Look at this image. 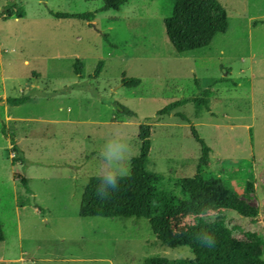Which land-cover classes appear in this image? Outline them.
I'll use <instances>...</instances> for the list:
<instances>
[{
    "label": "rangeland",
    "instance_id": "1",
    "mask_svg": "<svg viewBox=\"0 0 264 264\" xmlns=\"http://www.w3.org/2000/svg\"><path fill=\"white\" fill-rule=\"evenodd\" d=\"M104 1L0 0V98H27L0 103V264L193 258L188 247L163 245L145 219L79 216L89 178L107 169L102 145L110 138L126 145L121 163L128 176L142 124H152L148 169L163 175L165 190L181 197L175 180L196 173L194 126L212 150L204 174L221 178L258 211L245 218L214 209L177 224L213 225L263 248L264 0H218L227 32L183 54L164 26L170 0H129L119 11L103 10ZM50 10L93 13L94 21L57 19ZM76 61L83 65L80 75ZM126 78L139 84L124 86ZM206 89L214 95L199 117L191 103L174 111L187 122L174 113L158 116L168 104Z\"/></svg>",
    "mask_w": 264,
    "mask_h": 264
},
{
    "label": "trees",
    "instance_id": "2",
    "mask_svg": "<svg viewBox=\"0 0 264 264\" xmlns=\"http://www.w3.org/2000/svg\"><path fill=\"white\" fill-rule=\"evenodd\" d=\"M129 0H105L103 10L119 11ZM171 9L164 19V26L169 42L179 54L207 47L217 34L227 32L229 24L225 8L218 0H170ZM57 19H77L94 21L93 13L71 14L49 11ZM11 17L9 11L6 14ZM21 17V16H20ZM82 63L76 61V74L82 72ZM102 63L98 64L96 76ZM225 81L224 79L221 80ZM139 80L124 79V86H137ZM214 95L211 89L201 91L197 96L172 102L158 112V116L170 115L189 121L176 109L191 103L195 115L199 117L208 110L206 100ZM27 98H0V103L19 105ZM124 112L131 114L129 111ZM6 134L5 127L2 129ZM152 124L139 126L140 151L131 161V171L118 181L114 191L107 196H98L97 187L101 176H92L86 184L79 207L81 218H134L148 221L155 237L169 248L188 247L193 258H166L160 256L144 258L142 264H264V247L259 242L244 241L231 237L227 232L213 225L177 224V220L190 216H199L214 209H231L245 218H254L258 211L246 201L236 197L233 190L221 178L207 176L204 171L210 164L211 148L200 138L194 126L191 134L200 146V155L196 173L192 177L177 178L174 182L180 189L181 197L174 196L163 188V175L148 169L151 147ZM7 136V135H6ZM13 149L15 147L13 146ZM15 159V157H13ZM23 187L31 194L25 178ZM253 189L250 183L246 190ZM207 234L214 238L215 244L207 247L201 243L199 235ZM5 240L0 223V243Z\"/></svg>",
    "mask_w": 264,
    "mask_h": 264
},
{
    "label": "clouds",
    "instance_id": "3",
    "mask_svg": "<svg viewBox=\"0 0 264 264\" xmlns=\"http://www.w3.org/2000/svg\"><path fill=\"white\" fill-rule=\"evenodd\" d=\"M126 151V145L119 139L110 138L102 145L100 156L105 161L107 169L102 174L97 187L96 194L101 198L107 196L110 191H114L118 186L119 179L128 174V169L121 163ZM199 239L207 247H212L215 244L214 238L207 234L201 233ZM259 259L264 261V256Z\"/></svg>",
    "mask_w": 264,
    "mask_h": 264
},
{
    "label": "crops",
    "instance_id": "4",
    "mask_svg": "<svg viewBox=\"0 0 264 264\" xmlns=\"http://www.w3.org/2000/svg\"><path fill=\"white\" fill-rule=\"evenodd\" d=\"M5 99V98H4ZM7 119H10V117L8 116Z\"/></svg>",
    "mask_w": 264,
    "mask_h": 264
}]
</instances>
